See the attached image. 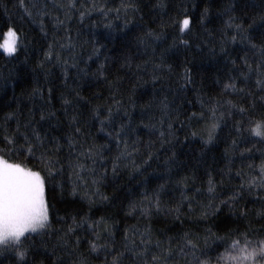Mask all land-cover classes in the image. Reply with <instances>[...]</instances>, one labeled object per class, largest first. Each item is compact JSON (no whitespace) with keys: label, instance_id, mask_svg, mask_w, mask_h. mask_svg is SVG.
<instances>
[{"label":"snow or ice","instance_id":"obj_1","mask_svg":"<svg viewBox=\"0 0 264 264\" xmlns=\"http://www.w3.org/2000/svg\"><path fill=\"white\" fill-rule=\"evenodd\" d=\"M23 6V0H20ZM68 12L76 8V0H66V3L59 5ZM96 5L92 6L96 10ZM125 12L138 11L134 2L123 5ZM157 8L166 7L163 0H158L154 5ZM27 11V9H25ZM119 12V9H117ZM232 0H225V6L221 10V16L225 17L218 29V45L203 40L197 43L196 48L208 47L213 55H222L224 60L231 66L229 74L221 83L222 87L217 96H198L200 112L184 114V119L179 108L171 109L168 97L164 96L156 105L160 112V118L156 123H141L147 129H155L158 135L160 148L172 145L179 139L176 135L177 129L174 124L179 123L181 127H188L189 136L199 138L201 142L200 151L213 145L217 139V131L224 122L225 117L233 118V127L236 137L231 141L229 149H225L227 164L221 170V178L216 180L212 172H207V200H198L197 196L202 195V189L194 187L197 177L193 173L190 176H182L175 181L179 189V200L171 205L162 199L168 181L157 185L152 191H144L137 200H130L125 206V216H136L138 221H148L141 229L138 224L126 225L122 230L117 226L120 223L112 215H103L94 218L90 213L96 205L111 204L113 196L105 195L100 191V186L106 180L108 168L105 162L111 161L112 173L118 174L119 170L132 166L134 173L143 175L141 169L148 165L156 155L152 151L155 141H149L145 147L148 149L146 158L141 164H137L133 158L134 153L140 151V141L137 138L131 144L128 142L129 128L132 124V116L129 107L125 106L122 99H116L117 92L111 94L112 102L107 105H93L89 110V118L95 122L98 132L105 133L108 141H114L117 147L115 155H107L110 152L108 142L98 143L90 132H86L87 120L82 125L79 113L75 110L74 101L85 100L81 96L79 85L71 87L74 95L61 94V107L64 116L67 118L68 131L63 136L50 135L56 125L62 123L57 115V110L52 106V89H48V98L45 99L40 88H34L31 96L39 95L45 100L46 107H41L38 114L28 110V115L21 120L19 108L8 112L3 117V124H0V264H92V260H99L103 256L101 264H264V224L259 229L252 227L253 219L257 223L264 220V149L257 148L258 157L249 156L245 153H252V148H245L240 151V167H235L233 159L238 137L244 131H249L260 137L264 143V120L255 122L252 127V120L249 117L248 128L244 127V117L248 116L256 107V99L264 102V34L260 36L257 43L250 34V29L256 23L255 18L245 25L244 21L234 14ZM29 15H32L30 12ZM209 14V7H205L200 16V24L203 26ZM86 15L85 11L80 12V17ZM70 18V17H69ZM259 19L264 21V14ZM42 23V22H41ZM193 21L183 9L177 17L171 19L170 27L175 32L172 35L171 43L166 47L152 48L153 56V81L161 79L158 72L172 71V65L167 58L170 53L175 54L183 49L188 52L192 49L191 33ZM57 25H63L64 21L56 18ZM149 29L144 32L143 37H138V42L145 47L157 41L166 43L167 33ZM43 31V27L41 28ZM209 37L213 33L206 27L203 29ZM0 39V50L11 57L18 53L22 38L19 30L13 26L6 25ZM243 44L247 51L243 55L233 57L230 46ZM217 46L219 51L217 52ZM64 47V45H62ZM74 47V45L72 46ZM54 55L53 45L45 53L46 60H51ZM57 61L64 65V74L67 79L68 71L66 60H61L59 53H55ZM147 63V62H146ZM191 60L186 57L185 66L178 84V90L183 91L187 85L193 84L192 69L188 67ZM43 67V64L41 65ZM127 66V59L126 65ZM77 67V63L71 65ZM139 68V65H137ZM84 76L88 75L86 69H80ZM105 66L100 64L93 75L104 76ZM254 79V88L249 83ZM129 104L134 109L135 101L131 94L128 97ZM91 103V101H89ZM149 107L151 104L148 105ZM73 108L69 114L68 109ZM122 113L123 118L117 121V116ZM239 116V119L236 117ZM9 121H15V128L9 131ZM203 121L202 124L200 122ZM194 122L198 129L194 128ZM159 124V127H157ZM47 125V127H45ZM134 130V129H133ZM62 141H64L62 143ZM122 145V147H121ZM65 150L67 154L65 155ZM159 152V149H156ZM176 153L167 156L163 163L166 170L171 173L176 164ZM158 159V157H156ZM127 161V163H126ZM233 174L238 178L239 183L232 186L230 193H224L225 177L231 182ZM71 186L69 195L76 196L82 193L81 199L87 200L89 211L84 214H69L68 218L57 217L56 222L62 226H53L52 204L47 196L51 186L64 191V178ZM191 189V195L189 190ZM53 190H55L53 188ZM257 197L260 207L253 210L247 207L246 196ZM185 205L187 206L185 210ZM241 220L248 223L244 229L230 228L224 235H218L211 228L205 230L206 235L201 241L199 233L191 231L177 232L169 235L161 230L155 232L151 226L154 216L163 213L170 216L174 221L183 223V216H192L196 208L200 209L199 219L208 220L217 216L224 208ZM70 220V223H69ZM121 231L119 239L117 231ZM55 234L56 243L49 247L44 237L49 239ZM39 237V242L35 239ZM213 243L219 242L223 245V252L217 246L213 255L209 240ZM82 244L86 247L81 250ZM47 250V255H42L38 249ZM61 255H57V250ZM93 254H96L93 256ZM69 257L65 260L64 257Z\"/></svg>","mask_w":264,"mask_h":264},{"label":"trees","instance_id":"obj_2","mask_svg":"<svg viewBox=\"0 0 264 264\" xmlns=\"http://www.w3.org/2000/svg\"><path fill=\"white\" fill-rule=\"evenodd\" d=\"M130 2H134L139 10L125 12L123 5ZM163 2L166 7L161 9L154 7L158 0H76V8L68 12L66 16L67 10L59 6L66 3V0H23V6H21L20 0H0V34L6 30V25H10L19 30L22 38L21 47L14 56L9 57L0 50V124H3V117L6 113L17 108H19L21 120L27 117L30 108L37 114L38 119L40 108L47 105L39 95L30 97V93L34 88H40L47 99L48 89L51 88V103L57 110V115L62 123L57 125V122L53 120L52 124L56 127L54 130H50V135L63 136L68 131V125L61 107V94L74 95L70 86L75 87L78 84L81 96L86 99L74 101L75 110L79 113L82 125L87 120L84 129L86 132H90L98 143H109L110 152L106 153L107 155L116 154V144L114 141H108L105 133L97 131L98 125L89 118V110L93 105L110 104L113 91L117 92L116 99H122L131 112L132 124L129 128L128 142L131 144L137 138L140 141L139 153L133 154L137 164H141L146 158L148 149L145 145L149 141L156 142L152 148L156 155L148 165L141 169L143 175L134 173L131 164L127 168L122 167L118 174L114 175L111 171V161L105 162L108 172L105 182L100 186V191L114 198L110 205L98 204L92 207L90 214L94 218L109 214L114 216L120 221L117 226L120 230L126 225L133 224H138L143 229L148 221L143 219L138 221L136 216H125L122 209H125L130 200L139 199L144 191L150 192L165 181L168 183L162 199L174 206L179 200V189L175 181L182 176H190L194 173L197 177L194 187L202 189V195L197 196V199L206 201L208 197L206 173L212 172L216 180L221 178V170L225 169L227 164L225 149H229L231 155L232 149L229 146L232 139L237 138L233 127V118L225 117L217 131L215 143L209 145V148L205 149L202 154L200 151L201 142L198 137L189 136L188 139H185V135L193 129L181 127L179 123H176L174 128L177 129L176 135L179 139L172 145H166L161 149L157 139L159 133L155 129L145 128L141 123V121L144 124L156 123L159 120L160 112L156 105L164 96L168 97L171 109L179 108L182 113L181 120L184 119V114L199 113L201 108L198 96H204L205 99L208 96H217L222 87V84L217 81H223L231 67L222 55L213 56L208 51L211 44L218 45V29L225 19L220 13L225 6V0H163ZM232 3L234 14L240 17L245 25L250 22L251 18L256 19V23L250 29V34L259 43L261 34H264V21L259 19L260 15L264 14V0H232ZM94 4L97 6L96 10L92 9ZM206 6L209 7V14L202 26L200 16ZM185 8L193 21L190 34L193 47L188 52L181 49L178 53H170L167 61L172 65V71L158 72L161 79L153 81V60L155 57L152 48H156L158 54L160 47H166L168 43H171L172 35L175 32L169 26L171 19L177 17L178 13ZM81 11L86 12L83 18L80 17ZM29 12L32 15H29ZM57 17L64 21L63 25L56 24ZM162 24L165 25L163 31L167 33L165 44L157 41L151 47L146 48L144 44L138 42L137 38H142L144 32L149 29L161 31ZM205 27L213 33V36L209 37L204 32ZM0 39H2V35H0ZM203 40L210 41L209 46L196 48L195 45L202 43ZM50 44L53 45L54 55L51 60H46L45 53L49 50ZM73 45L74 47H72ZM246 51L247 48L243 44L237 43L230 46L233 57L243 55ZM55 53H59L61 60L68 62L67 79L63 70L64 65L57 61ZM186 57L191 60L188 67L192 69L194 83L180 91L178 84L183 83L180 76L183 73ZM126 59L127 66H125ZM73 63H77L76 68L71 67ZM100 64L105 66L104 76L93 75ZM80 69H86L88 75L84 76L79 71ZM254 79L249 83V87L258 97L260 93L254 88ZM129 94L135 101L134 109L129 104ZM149 104H151L150 107ZM68 112L71 114L73 108L70 107ZM249 117L252 120V127L255 126L256 121L264 120V102L256 99L255 109H252L249 115L244 117L245 128H248ZM122 118L121 113L117 116V121L119 122ZM239 118V116L236 117V119ZM202 123L203 121L200 122V124ZM7 127L9 131L14 129L15 121H9ZM194 128L198 129L195 122ZM245 148H252V153H245V158L258 157L259 152L256 149H264V143L260 142V137L250 134L247 130L244 131L238 137V145L233 157L235 167H240L239 153ZM156 149H159V152H156ZM173 151L176 153V164L169 173L163 161L167 156H171ZM63 183V193L55 186H51L47 191L48 199L53 206L51 218L53 226L56 228L62 226L56 222L57 217L67 219L69 214L79 213L82 215L89 211L87 200L81 199L82 193L76 196L69 195L71 186L67 176ZM238 183L239 180L234 174L231 182H228L225 177L223 192L230 193L232 186ZM189 194L191 195V189ZM245 202L250 209L255 210L260 207L255 195L246 196ZM186 208L185 205V210ZM199 213L200 209L196 208L192 216L184 215L183 223L174 221L172 217L161 213L152 218L151 226L155 232L159 233L163 230L169 235L183 231L199 233L201 241L206 235L207 228H211L218 235H224L230 228L244 229L249 226L247 221L233 216L226 207L217 216L210 217L208 220L199 219ZM253 217L254 211L249 218L252 219V227L259 229L260 225L264 224V220L257 223ZM120 235L121 231L118 230V239ZM35 239L39 242L40 238L35 237ZM44 240L51 247L56 243L55 234L51 239L45 236ZM209 245L213 255H215L218 245L219 251L223 252V245L219 242L213 243L210 239ZM85 247L86 244H82L81 250L83 251ZM38 252L47 255L45 249L40 248ZM57 255H61L59 249ZM95 255L93 254V256ZM64 259L68 260L69 257L65 256ZM102 260L103 256L101 255L99 260L93 259L92 264H101Z\"/></svg>","mask_w":264,"mask_h":264}]
</instances>
